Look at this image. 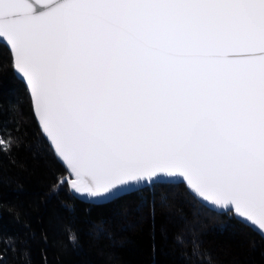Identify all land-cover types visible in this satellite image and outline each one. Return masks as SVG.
<instances>
[{"label": "snow or ice", "instance_id": "6c2138e0", "mask_svg": "<svg viewBox=\"0 0 264 264\" xmlns=\"http://www.w3.org/2000/svg\"><path fill=\"white\" fill-rule=\"evenodd\" d=\"M0 39L70 190L113 200L183 177L264 231V0H0Z\"/></svg>", "mask_w": 264, "mask_h": 264}, {"label": "trees", "instance_id": "16d2710c", "mask_svg": "<svg viewBox=\"0 0 264 264\" xmlns=\"http://www.w3.org/2000/svg\"><path fill=\"white\" fill-rule=\"evenodd\" d=\"M9 136L19 142L0 152V264H264V239L183 183L101 205L76 198L0 43V148Z\"/></svg>", "mask_w": 264, "mask_h": 264}, {"label": "water", "instance_id": "95a60500", "mask_svg": "<svg viewBox=\"0 0 264 264\" xmlns=\"http://www.w3.org/2000/svg\"><path fill=\"white\" fill-rule=\"evenodd\" d=\"M43 2H48V3H50V2H52V0H42V3H43ZM0 43L6 45L7 48H8V50L10 51V46L7 45V42H6V41H3L2 39H0ZM10 53H11V51H10ZM11 57L13 58V54H12V53H11ZM13 68H14V65H13ZM14 71H15V74H16L17 78H18L19 80H21V81L25 84V86H26V80L22 78V74H18V70H16L15 68H14ZM26 88H27V86H26ZM27 90H28L29 93H30V89L27 88ZM30 98H31V96H30ZM31 102H32V105H33V113L35 114L37 124L40 126V129H41L42 135L45 136V138H46V140H47V142H48L50 148L53 149L56 158L60 161V163L63 165V167H65V169L68 171V175H69V176L66 177L65 180H66V182H68L69 188L71 189V183H70V181H72L73 179H75V177L71 174V171H70V169H68L66 162H64V161L62 160V158L59 157L58 153L55 152L54 145L51 144V140H50V138H48L47 135H46V133L43 132V126L39 123V116H38V114H36L35 111H34V100H33L32 98H31ZM168 183H169V182H168ZM170 183H176V184H181V183H183V184L185 185V187L188 189V191L190 192V194H191L192 196H194V198L196 199L195 195L192 193V191H191V190L189 189V187L187 186V181H185V180L183 179V177H179L178 179H171V182H170ZM70 191H71V193H73V195H74L76 198H79L80 200H82V201L85 202L86 204L101 205L102 203H107V202H111V201H112V200H102V199H98V198L88 197L87 194H83V195H82V194H80V193H76L74 190H70ZM202 199H203V198H199L198 201L200 202V201H202ZM196 200H197V199H196ZM200 203H201V202H200ZM203 205L206 206V207H208V202H204ZM217 207H218V206H211L210 208H209V207H208V208L211 209V210L216 211V208H217ZM233 211H234V210H233ZM221 212H223V211H221ZM248 226H249L251 229H253L258 235H260V236L264 239V231L259 230L258 227H256V226H252V225L250 224V222H249Z\"/></svg>", "mask_w": 264, "mask_h": 264}]
</instances>
